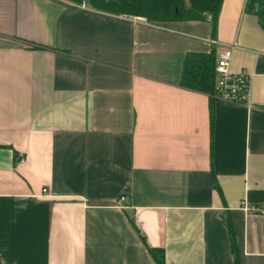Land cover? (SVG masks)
<instances>
[{
    "label": "crops",
    "instance_id": "obj_1",
    "mask_svg": "<svg viewBox=\"0 0 264 264\" xmlns=\"http://www.w3.org/2000/svg\"><path fill=\"white\" fill-rule=\"evenodd\" d=\"M230 46L231 71L251 73L247 104L181 86L188 52L217 61ZM154 254L264 264L258 16L248 0H222L215 26L0 0V264Z\"/></svg>",
    "mask_w": 264,
    "mask_h": 264
},
{
    "label": "trees",
    "instance_id": "obj_2",
    "mask_svg": "<svg viewBox=\"0 0 264 264\" xmlns=\"http://www.w3.org/2000/svg\"><path fill=\"white\" fill-rule=\"evenodd\" d=\"M64 1L77 6L84 0ZM221 3L222 0H88L87 6L116 16L143 17L152 24L205 21L210 16L215 26ZM248 11L258 16L264 29V0H248ZM215 66L216 59L213 53L188 52L183 61L181 86L213 95ZM229 227L233 234L231 224ZM234 253L237 257L236 248ZM154 258L157 264H163V255L158 257L154 254ZM235 264H239L237 258Z\"/></svg>",
    "mask_w": 264,
    "mask_h": 264
},
{
    "label": "built area",
    "instance_id": "obj_3",
    "mask_svg": "<svg viewBox=\"0 0 264 264\" xmlns=\"http://www.w3.org/2000/svg\"><path fill=\"white\" fill-rule=\"evenodd\" d=\"M87 1L84 0L77 7L86 9ZM215 43V41H213ZM235 46L224 50L215 66V80L213 97L219 100L237 104H247L249 101L251 73L248 69H242L233 73L230 69V62ZM46 191V190H44ZM125 198H121L124 201Z\"/></svg>",
    "mask_w": 264,
    "mask_h": 264
},
{
    "label": "rangeland",
    "instance_id": "obj_4",
    "mask_svg": "<svg viewBox=\"0 0 264 264\" xmlns=\"http://www.w3.org/2000/svg\"><path fill=\"white\" fill-rule=\"evenodd\" d=\"M128 17H134V16H128Z\"/></svg>",
    "mask_w": 264,
    "mask_h": 264
}]
</instances>
